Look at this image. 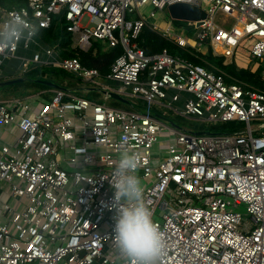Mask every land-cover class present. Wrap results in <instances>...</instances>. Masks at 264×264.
<instances>
[{"label":"built area","instance_id":"built-area-1","mask_svg":"<svg viewBox=\"0 0 264 264\" xmlns=\"http://www.w3.org/2000/svg\"><path fill=\"white\" fill-rule=\"evenodd\" d=\"M176 2L199 6L207 16L199 25L185 20L164 28L167 39L195 51L211 47L227 59L243 44L264 61V0H28L20 8L0 6V25L14 12L38 29L62 16L71 49L88 51L99 40L122 50L106 73L63 56L59 44L46 48L47 60L39 52L22 58L23 72L55 66L78 84L50 88L51 99L37 105L33 100L43 91L0 97V264H123L113 240L111 183L123 151L138 155L143 202L164 233L159 264H264V132L251 126L264 120V90L228 82L223 69L209 70L167 49L147 54L137 42L150 22L146 8H154V18ZM35 38L0 54V66L20 48L30 49ZM91 90L99 96L90 98ZM109 92L128 99L130 108L112 106ZM179 101L182 108L174 106ZM170 113L247 127L197 134L199 129L172 125ZM239 205H246L250 220L236 210Z\"/></svg>","mask_w":264,"mask_h":264},{"label":"clouds","instance_id":"clouds-1","mask_svg":"<svg viewBox=\"0 0 264 264\" xmlns=\"http://www.w3.org/2000/svg\"><path fill=\"white\" fill-rule=\"evenodd\" d=\"M38 31L26 14L11 13L7 21L0 25V54L21 41H32ZM139 167L136 153L123 151L119 154L111 178L115 208L113 240L123 264H159L167 245L164 233L154 222L153 211L143 202Z\"/></svg>","mask_w":264,"mask_h":264},{"label":"trees","instance_id":"trees-1","mask_svg":"<svg viewBox=\"0 0 264 264\" xmlns=\"http://www.w3.org/2000/svg\"><path fill=\"white\" fill-rule=\"evenodd\" d=\"M27 2L28 0H0V6L5 9H15L26 5ZM63 22V17L57 16L50 27L39 28L38 35L42 38L44 44L47 46L59 44L64 49L61 52L63 56L77 57L85 66L97 68L100 72L106 73L110 64L121 53V47H107L106 43L95 40L88 51L71 49V34L65 29ZM182 22V20H175L176 25H179ZM152 24L153 22L145 25L137 39L138 45L143 48L147 54L154 55L167 49L174 56L186 58L195 63L202 64L209 70H215L214 66L223 69L229 75L227 79L228 82L239 80L248 85L264 90V76L262 69L253 71L247 67L238 68L233 61H229V59L224 56H215L211 47H208L207 52L183 48L167 39L159 30L155 29ZM56 74L57 72L55 68L42 69L41 67H36L24 73V76L26 78L48 79L55 83L63 84V82L56 78ZM22 83L28 86L48 88V86L30 79H26ZM235 123H237V121H226L214 126L221 127L218 129L219 132H227L229 130L226 126L231 125L234 129ZM263 128H261V131H263ZM200 130H202V128H200Z\"/></svg>","mask_w":264,"mask_h":264},{"label":"rangeland","instance_id":"rangeland-1","mask_svg":"<svg viewBox=\"0 0 264 264\" xmlns=\"http://www.w3.org/2000/svg\"><path fill=\"white\" fill-rule=\"evenodd\" d=\"M154 10V8L152 6H148L146 8V11L144 12L145 16L149 19V21L154 22L158 25H160L162 28L166 26V24L164 22H167V19L165 18V14H164V10L162 11H157V15L156 18L152 19L150 16V12ZM166 12V11H165ZM167 15H169L168 13H166ZM86 22V19L83 20V23ZM175 23V22H174ZM175 26H177L175 24ZM32 51V50H31ZM29 51L28 54H31L32 52ZM20 52H23V54H25V50L21 49L17 52L16 57L19 56ZM229 60H233V63L238 67V68H243V67H247L250 68L253 71H256L258 69H262V71L264 70V61L262 59L259 58H255L252 56L251 54V47L245 48L243 44L240 45V47L237 49V53L236 56L233 59H229ZM4 64H7V71H5L6 73H8L9 71H20L21 69V65H20V61L16 58L12 59V58H6ZM42 69H51V68H55L56 69V78L59 79L61 82H69V81H74L77 80V78L72 75L71 73H67L66 71L62 70L59 67H53V66H42ZM50 74V73H48ZM263 76H264V72H263ZM23 77H25L23 75ZM3 81V80H1ZM106 81V80H104ZM87 85V84H86ZM46 86V85H45ZM39 87L37 86H28L25 85L22 82L16 83V84H12L9 86H5L0 88V97H12V96H16V97H29L30 94H32L34 91H36ZM46 89V88H45ZM140 101H142L141 99H139ZM112 106L115 107H120V108H127L126 105L122 104L120 101H116V100H111L109 102ZM119 104V105H114V104ZM182 101H179L177 103H174L175 107L178 108H182L183 104ZM162 112V110H160ZM169 117L174 119L176 121V124L178 125V127L182 128V129H199L202 128V131H211L213 130V132H219L218 129H220L221 127H215L214 125H212L211 123H207V122H202L200 120L197 119H190V118H181L179 116H176L174 114H169ZM239 122V123H238ZM237 120V123H235L234 125V129H238V128H244L246 129L247 127V123L246 122H242ZM264 120H252L251 121V126L252 127H264ZM225 127V126H224ZM226 128H228V130L233 129L231 125H227ZM216 130V131H215ZM18 132V131H16ZM264 132V128L263 131ZM8 133L9 131H5L3 133V137L4 139H6L8 137ZM161 136H167V132H164ZM155 152H161V154L163 155V151H160L158 149V145H155L154 147ZM236 210L240 213H242V215L245 217V220H250V216L247 213V209H246V205H239L237 206Z\"/></svg>","mask_w":264,"mask_h":264},{"label":"crops","instance_id":"crops-1","mask_svg":"<svg viewBox=\"0 0 264 264\" xmlns=\"http://www.w3.org/2000/svg\"><path fill=\"white\" fill-rule=\"evenodd\" d=\"M166 11V12H165ZM165 11H164V14H165V18L164 19H167L166 21L167 22H164L165 24H166V26L165 27H161L160 25H158L157 24V26H158V30L160 31V33L162 34V30L164 29V28H167V27H169V26H172L174 29H176L175 27V20L174 19H172L171 17H170V15H167L166 13H168L167 12V10L165 9ZM169 14V13H168ZM157 15V14H156ZM154 18H156V16L154 17ZM154 18H152V19H154ZM182 21H184V20H182ZM148 22H149V19H148ZM149 23H152L151 21L149 22ZM153 24H156V23H154L153 22ZM171 27V28H172ZM173 29V30H174ZM175 31V30H174ZM163 35V34H162ZM47 47H49V46H47L46 44H44V42H43V40H42V38L37 34V38H35V40H34V43L32 44V46H31V48L30 49H24V48H20L19 50H21V49H24L25 50V54H23V52H20L19 54V56H17V57H14V58H16V60L18 59L20 62L22 61V58H24V57H29V56H31L33 53H35V52H39V53H41V55H42V60H47V59H49L48 58V56L45 54V50H46V48ZM32 50V51H31ZM29 51H31L32 53L31 54H28L29 53ZM202 52H207V48H204V49H202L201 50ZM236 53H237V50H236ZM14 58H12V59H14ZM229 61H233V60H229ZM5 62H3L2 63V65L0 66V81L1 80H7V79H11V78H16V77H20V76H23L24 75V73H26V72H23L22 71V67H21V69H20V71H17V72H15V71H9L8 73H6L5 71H7L6 69H7V64H4ZM20 65H21V63H20ZM36 67H42L41 65H33L31 68H30V70L31 69H34V68H36ZM29 71V70H28ZM262 72H264V71H262ZM66 83H68L69 85H73V86H76L77 84H78V82L77 81H69V82H63V84L64 85H66ZM51 87H48V88H38L36 91H34V92H38V91H43V95L41 96V97H39L37 100L36 99H34L33 100V104L34 105H37V102H41V101H43V100H48V99H51V97H52V95H53V91H51V89H50ZM81 93H82V91H81ZM90 98H97L98 96H99V94L96 92V91H90L88 94H87ZM111 100H116V101H120L122 104H124V105H126V107L127 108H130V104H128V103H125V102H123V101H121V100H118V99H114V98H111ZM140 102H142L143 103V101H140ZM119 105V104H118ZM173 120V119H172ZM173 121H175V120H173ZM175 123H176V121H175ZM262 128V127H261ZM10 130H12V133H14V136L17 134V129H10ZM230 131V130H229ZM4 133V132H3ZM13 138V136L12 135H8V137H7V139H12Z\"/></svg>","mask_w":264,"mask_h":264},{"label":"water","instance_id":"water-1","mask_svg":"<svg viewBox=\"0 0 264 264\" xmlns=\"http://www.w3.org/2000/svg\"><path fill=\"white\" fill-rule=\"evenodd\" d=\"M167 12L169 13L170 17L174 20H192V21H197V25L200 24L201 20L204 19L207 14L206 12L200 8L199 6L190 4V3H185V2H176L173 4L168 5L167 7ZM26 79H30L32 81H35L37 83H41L43 85H46L51 88H63L61 84L55 83L51 80L48 79H41V78H26L23 76L16 77V78H11L7 80L0 81V88L9 86L12 84H16L19 82H23ZM109 95L111 98L121 100L125 103L130 104V101L116 93L109 92ZM158 117H161L160 115H157ZM169 122L174 125L178 126L175 121L172 119H169ZM264 126V125H263ZM197 134H207L211 133V131H194Z\"/></svg>","mask_w":264,"mask_h":264}]
</instances>
